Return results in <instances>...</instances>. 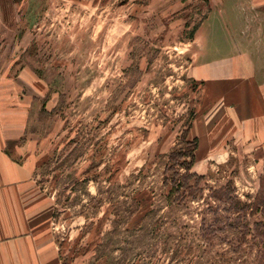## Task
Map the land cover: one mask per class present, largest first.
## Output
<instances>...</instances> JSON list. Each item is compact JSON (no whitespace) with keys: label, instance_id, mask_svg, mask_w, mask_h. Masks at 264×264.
<instances>
[{"label":"rangeland","instance_id":"1","mask_svg":"<svg viewBox=\"0 0 264 264\" xmlns=\"http://www.w3.org/2000/svg\"><path fill=\"white\" fill-rule=\"evenodd\" d=\"M0 139L61 264H264V0H0Z\"/></svg>","mask_w":264,"mask_h":264},{"label":"crops","instance_id":"2","mask_svg":"<svg viewBox=\"0 0 264 264\" xmlns=\"http://www.w3.org/2000/svg\"><path fill=\"white\" fill-rule=\"evenodd\" d=\"M6 141L0 139V264H61L51 242L46 199L38 193L31 199L36 190L31 175L8 157Z\"/></svg>","mask_w":264,"mask_h":264},{"label":"trees","instance_id":"3","mask_svg":"<svg viewBox=\"0 0 264 264\" xmlns=\"http://www.w3.org/2000/svg\"><path fill=\"white\" fill-rule=\"evenodd\" d=\"M191 142V141H190ZM196 146H197V141L196 139L192 140V150L190 151L189 155L191 156V161L189 162V170L191 169V166L194 162V159H195V149H196ZM188 176H191V175H196V173H189L187 174ZM190 186V185H189ZM226 193H228V195H226ZM232 193L230 192V187L228 188V191L224 193L223 197L222 196H217L218 199H222L224 198L225 200L229 201L230 205L232 206V208H235V209H238L240 207V202L237 201V196H232L231 195ZM216 196V195H215ZM246 206H243L241 208V210H243ZM239 210V209H238Z\"/></svg>","mask_w":264,"mask_h":264}]
</instances>
